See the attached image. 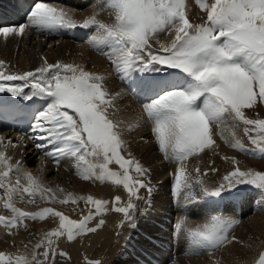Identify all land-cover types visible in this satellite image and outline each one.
I'll return each instance as SVG.
<instances>
[{"label":"snow or ice","instance_id":"6c2138e0","mask_svg":"<svg viewBox=\"0 0 264 264\" xmlns=\"http://www.w3.org/2000/svg\"><path fill=\"white\" fill-rule=\"evenodd\" d=\"M196 3L204 13L200 23L190 21L186 0H106L105 6L114 14L112 23H105L94 14L78 24L64 9L43 0H15L14 12L19 19L5 21L0 13V35H23L29 28L42 34L76 27L95 30L99 34L91 36L88 43L114 66L128 92L146 101L142 104L143 114L152 125L151 133L159 151L165 159L180 165L173 173L175 197L183 196L185 205L198 202V189L216 206L213 211H226L237 202L261 198L264 210V171L242 169L232 157L233 169L218 185L209 188L201 179L207 173L196 168L193 176L184 163L206 151L214 152L216 137L226 139L221 125L229 120L233 129L229 146L264 158V118L246 115V110L264 104V0ZM159 33H167L170 41L160 43ZM153 40L159 43L158 49L153 48ZM4 66L5 62L0 61V94H4L0 95V112L24 118L30 113L29 138L37 150L58 167L62 158H73L78 176L122 186L128 200L122 202L116 196L110 208L109 201L92 195L58 196L57 192L63 193V189L44 187L29 172L21 177V161L13 163V157L7 154L9 146L18 145L10 139L4 143L6 138L0 136V190L3 208L11 213L0 215V226L11 234L12 229L27 220L59 221L56 228L36 240L30 258L0 252V264H47L50 256L55 264V241L64 237L71 242L95 233L105 221L100 219L95 227L90 223L108 211L123 214L121 227L127 224L135 228V201L145 199L140 196L142 189L149 194L153 189L146 179L150 169L131 153L124 155V134L132 131L134 125L116 118L119 109L115 101L120 94L108 92L103 76L74 63H48L44 59L40 67L22 73L6 72ZM5 95L17 99L9 101L4 99ZM240 125L244 126L252 148H246L236 138L235 129ZM135 127H139V122ZM113 164L120 171H114L110 167ZM12 175L16 176L15 185L10 183ZM21 178L26 183L22 184ZM20 193L26 194L27 199ZM37 196L40 202H83L92 207L80 220H73L54 207L27 212L13 203H37ZM233 223L221 214L211 216L196 228H187L182 217L174 231H186L197 249L211 254L236 240L229 235ZM58 254L67 256L64 252ZM88 264L103 261L89 260ZM144 264L151 262L145 260ZM256 264H264V252L259 254Z\"/></svg>","mask_w":264,"mask_h":264},{"label":"bare ground","instance_id":"6f19581e","mask_svg":"<svg viewBox=\"0 0 264 264\" xmlns=\"http://www.w3.org/2000/svg\"><path fill=\"white\" fill-rule=\"evenodd\" d=\"M187 1L188 0H186V3H189ZM189 1H192V0H189ZM43 2H46L49 5L54 6V7L64 9L66 12H68V14L78 24L82 23L86 18H89L94 14L97 16V19H103V21L106 22L108 19L107 13H109L111 10L110 8H108L109 9V11H108L106 8H104L106 0H103V1L102 0H43ZM14 3L15 2L12 0H0V8L3 9V11H5L8 14L13 13L14 12V7H13ZM103 4H104V6H103ZM194 5H196V4H194ZM187 6H189V4H187ZM190 7H192V4ZM189 8H188V11H189ZM105 9L108 12H106ZM191 9L193 10V8H191ZM111 14H113V13L111 12ZM111 14H109V15L113 17V15H111ZM192 14H193V12H192ZM194 15L195 14H193V16ZM7 17H9V16H7ZM105 18H106V20H104ZM112 19H114V18H112ZM109 21L112 22L110 19H109ZM199 21L200 20H198L197 22H199ZM76 28H80V27H76ZM74 29H61V30H59L60 34H57L58 31L55 33H51V34H48V33L42 34V33L38 32L34 29L29 28V29L25 30L23 35H10L8 37H4V36L0 35V53L2 52V54H0V55H4V53L7 52V58L10 60L9 63H12L13 56H16V55L21 53V55H24L25 58L18 55V58L21 57L19 64H21L22 62L24 64V61H26L27 64L26 63L25 64H26V66L28 65V67H29L28 69L30 71H33L35 68L40 67L43 64L44 59H46L48 63H56L57 61L63 62L65 53L71 54V58H69V57H65V58H67L68 60H72L73 63H77V64L82 65L87 60L86 59V53L89 52V56L91 57L92 60L97 59V61H99L98 59H100L102 62V64L99 63V64H101V66H99V65L98 66L102 67L103 69L102 68H101L102 70L98 69L99 70L98 72L100 75L101 71L104 73L106 71V75L104 76V74H103L101 76L104 77L103 83H104L106 89L108 90V92L113 94V95H115L117 93L120 94L118 99L115 101L116 107L119 109V112L117 113L116 118L125 120V121L130 122L133 125H135L136 122H138V119L140 117L137 115V114H139V112H137L138 110L135 109L134 107H136L138 109L142 108V104L146 101H142L141 99H138L135 95L129 93L126 86H125V82H123L121 80V78L118 76V74L115 71L114 66L109 62L108 59H106L104 56H102L99 51L95 50L92 46H90V44L88 43V40L90 39V37L96 36L99 33H97L95 30H92V29L80 28L83 30V32L85 34H87V36L82 41H75L70 37V34ZM159 35H160V33L158 34V36ZM160 36H162V35H160ZM11 43H13V44H11ZM70 46H72V48H70ZM156 48L158 49L159 47H156ZM105 50H108V49L106 48ZM2 57H0V58H2ZM87 58H89V57L87 56ZM8 59H7V61H8ZM24 59H26V60H24ZM0 61H2V60H0ZM7 61H5V62L7 63ZM9 63H7V64H9ZM16 64H18V63H16ZM91 64H95V63L91 61ZM91 64H90V66H91ZM11 65H12L11 67L14 66L13 70H15L18 66V65L15 66L14 64H11ZM24 65H23V68H24ZM11 67L9 65L10 69H11ZM6 68L7 67H5V69ZM21 68H19V69H21ZM24 69H26V67ZM103 70H105V71H103ZM90 71H91V68H90ZM7 72H9V71H7ZM25 91H28V89H25ZM0 95H4V94H0ZM125 96L128 97L130 100L126 99ZM4 97L12 98L13 100L17 99V98L11 97L10 95H5ZM131 100H133V101H131ZM130 101H131V103H129ZM28 117L31 118L30 113H29ZM140 121L141 120L139 119V123H140ZM133 122H135V124ZM147 126H148V124H147ZM139 127H140L139 128L140 134L138 135L139 139L136 138L135 142H137V144L136 143L134 144V147H133L134 149L132 148V145L130 144L133 142V141L130 142V139H129L130 131H128L126 133V135L124 134V139H125L126 144H127L128 153L131 152V155L133 157H135V159L138 158L140 163L143 164L144 167H146L147 169H150L149 176L151 179V187L153 189V192L149 196V203L148 204L143 203L145 205V207L143 206L144 208H142V206H141L142 210L140 208V211L142 214L140 215L139 213H137V214H139L140 218L137 219L138 221L137 220L135 221L137 226L143 228L144 230L147 229L149 232L148 241L151 242V245L149 244L150 246L148 249L151 252H150V256L147 260L150 261L151 264H173V262H174V264H201V263H211V261L221 259L224 257L225 254H229L230 249H233V248L238 246V242H236V243L232 242L229 244L227 243V244L221 246L220 249L214 251L211 254H207L204 250L197 249L193 245H192V247H189V245H188V247H185V245H184L185 249H182V247L178 246V243H177L178 237L175 238L174 225L178 221L179 216L181 214L185 216L184 218L186 219V227L187 228H196L198 226L195 225V221L207 220V222H208L209 218L204 216V213H203L204 211L202 212V210H201V212H202L201 213V212L197 211L198 209L194 210L195 209L194 207H193L194 209L188 208L187 206H185L187 208H185V207L183 208V206L181 205V202H183V201H176L175 200L177 198H174L175 195L172 193V190H171L170 185H169V180H168V178L167 179L165 178V176H167V172L170 171V168H171L170 165L171 164L168 163L169 165L167 166V164L165 165L164 163L163 164L161 163V161H160L161 160V158H160L161 153L158 149V146H157V144L153 145L151 143L152 140H150V138H152V133L149 130L150 128L145 127L144 125L142 127L139 125ZM222 128L224 129V127H222ZM139 130H137V131H139ZM26 133L25 134H19L16 131H0V136H4L6 138L4 143H7V140L10 139L15 144L18 145L16 148L9 146L7 149V154L13 157V161H12L13 163L16 160L21 161V164H22L21 177L23 176L24 172H29L33 176H35L38 179V181L44 187H50V188H54V189H63L64 190L63 193L57 192L58 196H63L66 193H71L72 189H76L79 184H82V185L85 184V188L83 190L77 189L75 192H72L76 196L92 195V196L96 197L99 194V192L104 193V191H109V192H111V194L115 195V192L118 189H121L120 187H118L117 185L113 184L110 181H106L104 183H101L99 181L82 179L80 176L77 175V169L75 167L74 160L71 157L62 158L60 161V165L58 167L56 165V163H54L51 158H49L46 155H43L39 150H37L35 148V142L29 138V136L32 134L31 129H29ZM224 136L227 139V137L230 136V134L228 132L224 131ZM131 138H134V137L131 136ZM228 139H229V137H228ZM229 140H232V139H229ZM154 143H156V142H154ZM219 143H221V142H219ZM130 146H131V148H130ZM226 146H228V144ZM221 147H223V146L221 145ZM140 155L143 158H140ZM161 156H162V154H161ZM162 158H164V157H162ZM88 159L90 161L94 160V158H92V157H88ZM194 160H195V158L192 160V162L185 163L187 165L188 171H190L193 168V165L196 163V161H194ZM199 160H200V158H199ZM162 161H164V160L162 159ZM173 164L175 165L176 163H173ZM178 165L179 164H177L176 166H178ZM114 166H115V164L111 165L110 167L113 169ZM173 168L176 169L174 166H173ZM169 174H171V173L169 172ZM170 179H171V177H170ZM172 179H173V177H172ZM10 183L12 185H15V183H16V176L15 175H12L10 177ZM21 183L22 184L26 183L23 180V178H21ZM118 191H119L118 194L121 195L122 199H124V201L122 199L121 200L123 202H126L128 200L127 192L122 193L120 190H118ZM123 192H124V190H123ZM20 194H23V193H20ZM140 194H141V192H140ZM23 195H25V197H26V194H23ZM107 195H108V192H107ZM100 196H102V195H100ZM102 197H104V196H102ZM142 197H143V194H142ZM146 198L148 199V197H146ZM182 198L183 197H181L180 199H182ZM26 199H27V197H26ZM36 199L38 201L37 203H25V202H21L19 200H14L13 203L15 204L16 207L22 209L23 211H27V212H36V211H38L44 207H54L57 210L64 212L69 217L79 216V214H80L79 213V206L81 205L80 203H79V205H73L71 203H69V204H58V203L53 204V203H47V202H40L39 196H37ZM145 200H143V201H145ZM138 201L139 200H137L136 202H138ZM140 201H142V200H140ZM3 203H4L3 190H0V215L10 216L11 213L3 208ZM191 205H193V204H190V207H191ZM197 207H198V205H197ZM209 208H211V206L208 207V209ZM90 209H91V207H90ZM243 210H244V208H243ZM248 211H250L251 214L246 215L245 213H247ZM87 212L88 211H85L84 213H82L83 215L82 214L81 215L82 216L87 215L88 214ZM108 213L101 216V218H103V219L106 218V219H105V223L103 224V226L100 227V230L98 232L99 234L97 233L99 236L101 235L102 230L106 231V228H107L106 226L109 224H107L106 226H105V224L107 223V221H109V219L112 220L111 224L112 223L116 224L117 222L120 221L118 215L116 216L113 213V215H112L113 217L111 219V218H109L111 215H109ZM211 213L216 214V215H221V214L224 215L225 214V216L226 215H228V216H234L235 215V214L230 215V213H232V209L230 207H227V210L223 211L222 213H219L218 210L213 211V209H212ZM245 213L243 214L245 216H243L241 219V224H238L239 226L236 227V229L234 230L235 233H233L234 231L232 230L233 231L232 233L235 234L236 237H239L240 233L241 234H243V233L247 234L248 229H262L264 226V214H262L260 209H258L257 207H254V204H253V206L247 207L245 209ZM110 214H111V211H110ZM151 215H157L160 218L159 220H156V223L154 225L155 227L152 226L153 228H151L149 226V224L147 223V219ZM241 215H242V212H241ZM137 217H138V215L136 216V218ZM101 218L96 217V219H99V220ZM228 218H230V217H228ZM148 220H150V219H148ZM204 221H203V223L199 222V224H204L205 223ZM172 222L174 223L173 226L171 225ZM58 223H59L58 219H52V218H48L44 221L27 220L24 222V225H26V227L24 225H21L18 228H14L11 230V234H9V232L7 231L8 229H5V227L0 226V252H2L1 246L3 244H6L9 248H12L11 252H13V254L15 256L16 255H24V252H25L24 249L27 246H29V245L31 246V244H33V242L36 240L35 238L37 237V235L39 234V232L41 230H43L45 227H48V226H49L48 228H54V227L56 228L58 226ZM121 223H122V220H121ZM119 224H120V222H119ZM153 224H154V222H153ZM112 229H113V227H112ZM120 229H121V227H120ZM123 229L126 232V235L123 232L124 235L126 236V238H128L127 232H128V234H130L131 232L129 233V231H131V229L133 231V228L126 225V227ZM116 230H117V228H116ZM134 230L136 232L139 229L137 227H135ZM121 232H120V234H121ZM135 232H133V234ZM142 232H143V230H142ZM106 233H108V231H106ZM232 233H229V235ZM113 234L116 235L115 232ZM136 234H137V232H136ZM177 235H179V234L176 233V236ZM89 237H91V236H89ZM108 237L110 238V235ZM231 237H234V235ZM111 238H112V235H111ZM117 239L115 241V244L113 243V241H112V243L108 242V244H107V246L110 247L108 250L107 256H108V259H110V261L112 262V264H144L145 260H143L140 255H135L133 257L130 256V254H131L130 248L136 247L139 243H133L131 241H128V243L125 244V243L120 242L121 239H119L117 242ZM124 239H125V237H124ZM21 240H24L23 241L24 243L21 244L20 243ZM83 240L86 241V239H83ZM110 240H112V239H110ZM134 240L135 239H133V241ZM85 241H83V243ZM125 241H122V242H125ZM189 242H187V244H189ZM27 243H29V244H27ZM119 243H121V244H119ZM182 243H186V241L183 242V240H182ZM72 244L74 245L75 249H76V247L77 248L79 247L80 250L82 249V247L86 248L87 250H90V248H91V241H88V243H86V244L85 243L80 244L78 241L73 242ZM110 244H111V246H110ZM93 245L94 244H92V246ZM118 245H119V247H118V250L116 253L115 249H116V246H118ZM107 246H105V247H107ZM105 247L104 246L101 247V249H103L102 253H104V251L106 249ZM73 249L71 248L70 250L73 251ZM3 252H5V250ZM11 252H9V253H11ZM98 252H99V250H98ZM147 252H148V250H147ZM79 253H78V251L77 252L75 251L73 255L77 256ZM102 253H101V255H102ZM104 258L107 259L106 257H104Z\"/></svg>","mask_w":264,"mask_h":264},{"label":"rangeland","instance_id":"374dc122","mask_svg":"<svg viewBox=\"0 0 264 264\" xmlns=\"http://www.w3.org/2000/svg\"><path fill=\"white\" fill-rule=\"evenodd\" d=\"M103 1V0H102ZM187 2H189V3H186V4H189V6H187L188 8L191 6V4H192V7H190L189 8V18H190V21L191 22H196V23H200V21H201V17H204V13L199 9V7H198V5H197V3H196V0H192V1H187ZM193 2V3H192ZM104 3V2H103ZM106 4V3H105ZM194 4H196V5H194ZM103 6H104V4H103ZM104 8H106L108 11H109V9L105 6ZM191 8H193V10L191 9ZM105 9V10H106ZM195 9V10H194ZM106 10V12H108ZM192 10V11H191ZM191 11V12H190ZM202 13H201V12ZM104 12V11H103ZM111 10H110V12L109 13H107L108 15V19H107V23H109L110 21H109V19L113 22V20L114 19H112V18H114V14H111ZM192 12H193V14H195L194 16H193V14H192ZM195 12V13H194ZM109 14H111V15H113V17L112 16H110ZM202 14V15H201ZM112 17V18H111ZM193 17V18H192ZM197 17V18H196ZM192 18V19H191ZM206 18V17H205ZM200 20L199 22H197L198 20ZM99 20H101V21H103V19H99ZM104 20H106V18L104 19ZM194 20V21H193ZM104 22V21H103ZM105 22V23H106ZM112 22H110V23H112ZM202 22V21H201ZM164 34V35H163ZM167 33H160V35H162V36H158L159 38H158V40L160 41V43H168L169 41H170V37L168 36V34L166 35ZM164 39V40H163ZM14 43V42H13ZM13 43H11V44H13ZM152 44H153V48H156V47H159V43H157V41H155V40H153L152 41ZM70 48H72V46H70ZM157 49V48H156ZM0 54H2V52L0 53ZM19 56H21V57H24L25 58V56L24 55H21V53L20 54H18ZM18 55H16V56H13V61H12V63H9L10 62V60L7 58V52H5L4 53V55H0V57H2V58H0V60H2V61H7V59H8V61H7V63H9V64H7L6 62H5V67H7L6 69H5V67H4V71H9V72H17V73H21V72H25V71H30L28 68V65L26 66V61H24V64H23V62L21 63V64H19V62H20V60H21V57H19L18 58ZM6 56V57H5ZM87 56L89 57V58H87ZM65 57H69V58H71V54L69 53V54H67V53H65L64 54V59H63V62L65 63H73V61L72 60H68L67 58H65ZM15 58V59H14ZM23 59V58H22ZM86 61L82 64V66L84 67V69H86L87 71H89V72H93V73H95L96 72V74H99V70L98 69H101L102 67H99V66H101V64H102V62H101V60L100 59H98L99 61H97V59L96 60H92L91 59V57L89 56V52H87L86 53ZM17 60V61H16ZM24 60H26V59H24ZM15 61V62H14ZM23 61V60H22ZM91 61L92 62H94L95 64H91ZM16 63H18V64H16ZM88 63V64H87ZM99 63H101V64H99ZM11 64H16V65H18L17 66V68L15 69V70H13V68H14V66L13 67H11L12 65ZM24 65V68L26 67V69H24L23 68V65ZM74 64H77V63H74ZM90 64H91V66H90ZM9 65H10V67H11V69L9 68ZM15 65V66H16ZM22 65V66H21ZM78 65H81V64H78ZM99 65V66H98ZM20 66V67H19ZM88 66V67H87ZM23 69H22V68ZM95 67V68H94ZM19 68H21V69H19ZM88 68V69H87ZM90 68H91V71H90ZM103 69V68H102ZM101 69V70H102ZM19 70V71H18ZM100 70V71H101ZM103 71H105V70H103ZM98 72V73H97ZM104 74V76L106 75V71H105V73L104 72H102L101 71V74L100 75H103ZM124 94V93H123ZM125 95V94H124ZM131 96V95H130ZM126 97V96H125ZM126 99H128V100H130L128 97H126ZM127 100V101H128ZM131 101H133V100H131ZM131 101L129 102V103H131ZM134 103V102H133ZM135 109H137L138 111L137 112H139V114H137L139 117V119L141 120L140 121V123H139V125L142 127L143 125L145 126V127H148V128H150L149 130L151 131V126L152 125H150L151 123L147 120V118H146V116L143 114V107L142 108H136V107H134ZM246 115L249 117V118H264V104H261V105H259V106H257V107H255L254 109H251V110H246ZM139 119H138V122H139ZM144 122H143V121ZM229 122V123H228ZM134 124H135V122H133ZM137 123V122H136ZM143 123V124H142ZM146 123V124H145ZM147 124H148V126H147ZM230 124H231V121L229 120V121H227V122H225L224 124H222L221 125V128L222 127H224V131L225 132H228L229 134H230V136H228L229 137V139H232V132H233V129L230 127ZM243 125H240L239 127H237L236 129H235V136H236V138H239L241 141H242V143L244 144V146L246 147V148H252L253 146L250 144V142H249V139H248V137L247 136H245V134H244V132H243ZM139 128L140 127H135V125H134V127H133V130L132 131H130V135H129V139H130V142H132V143H130L131 145H132V148L134 147V144L136 143L137 144V142H135L136 141V138H138L139 139V137H138V135L140 134L139 132H140V130H139ZM139 130V131H137V130ZM217 131H219V129H217ZM127 133V132H126ZM126 133H125V135H126ZM137 133V134H136ZM137 135V136H136ZM131 136L132 137H134V138H131ZM228 137H227V139H221L220 138V136L218 135L217 137H216V140H217V147H216V149H215V151L213 152V151H206L205 153H202V154H200V155H198V156H196V157H190L187 161H185L184 163H187V162H192V160L195 158V160L194 161H196V165L194 164L193 165V168L189 171V172H191L192 174H193V176H195V169L196 168H199L200 169V171L203 173V172H206L207 173V175H203V176H201V179L202 180H204V182H205V184H206V186H208L209 188H213V187H215L216 185H218L220 182H221V180H222V177L224 176V175H226L229 171H231L232 169H233V167H234V163H233V160L231 159L232 157H235V159L237 160V161H239V164H240V167L242 168V169H252V170H258V171H264V158H261L260 157V155L259 154H257L256 156H253V155H250V154H247V153H244V152H240L239 150H234V149H232L230 146H229V142L228 141H231V140H229L228 139ZM153 138V139H152ZM152 138H150V140H152L151 141V143L154 145H156V143H154L155 141H154V136L152 135ZM128 139V140H129ZM134 139V140H133ZM219 142H221V143H219ZM224 143V144H223ZM228 144V146H226L227 144ZM221 145L223 146V147H221ZM226 147V148H225ZM130 148H131V146H130ZM134 149V148H133ZM127 150V151H126ZM126 150H125V152H124V155L125 156H127L126 154H128V149L126 148ZM234 150V151H233ZM230 152V153H229ZM129 153H131V152H129ZM161 153V152H160ZM210 153V154H209ZM162 154V153H161ZM161 154H160V158H161V163L163 164H167V166L169 165V164H171L170 165V167L172 168H170V171H168L167 172V176H165V178L167 179L168 178V180H169V185H170V188H171V190H172V186H173V179H172V177H173V173L176 171V169H178L179 167L178 166H176L178 163L177 162H175L174 160H169V159H165V158H162V157H164L163 156V154H162V156H161ZM209 156V157H208ZM228 158V159H225V158ZM135 158V157H134ZM140 158H143L141 155H140ZM197 158V159H196ZM199 158H200V160H199ZM162 159L164 160V161H162ZM136 160H138L139 161V159L138 158H136ZM201 161V162H200ZM140 162V161H139ZM171 162V163H170ZM169 163V164H168ZM173 163H176L175 165L173 164ZM143 165V164H142ZM176 168V169H174L173 168V166ZM178 167V168H177ZM146 168V167H145ZM116 169V170H115ZM212 169H217V171H212ZM113 170L114 171H120V169H119V167L117 166V165H115L114 166V168H113ZM172 170V171H171ZM169 172L171 173V174H169ZM149 176V175H148ZM146 177V179L150 182V186H151V179H150V176L149 177ZM170 177H171V179H170ZM84 184V183H83ZM118 187H120L121 189H118V190H120L122 193H126V191H125V189L122 187V186H118ZM85 188V184L84 185H82V184H79L78 185V187L76 188V189H72V191H71V193L72 192H75L77 189H84ZM123 188V189H122ZM81 190V191H82ZM108 190V189H107ZM117 190V191H118ZM123 190H124V192H123ZM115 192V195H113V194H111V192H109V191H104V193H101V192H99V194L96 196L98 199H104V200H106V201H109V207L111 208L112 207V201L114 200V198H115V196H120L121 197V195H119L118 193H119V191L118 192ZM199 190L197 189L196 190V195H197V201L198 202H193V203H190V204H193V205H191V207H190V204L189 205H185V203H184V200H183V198L182 199H180L181 197H183V196H181L179 199H175L176 201H183V202H181V205L183 206V208L185 207V206H187L188 208H191V209H194V210H197V211H199V212H201V210H202V212L204 213V216H206L207 218H210L211 217V215L213 216V215H216V214H212L211 213V210L214 208V207H216L215 205H213V202L211 201V199L210 198H206V197H203L199 192H198ZM106 192V193H105ZM107 192H108V195H107ZM141 192V194H140V196H142V194H143V197L148 201H146L145 199H142V201L143 200H145V201H138V202H136L135 201V203L137 204V209H138V211L136 212V214L137 213H139L140 215L142 214L141 213V211H140V208H141V206H142V208H144L145 207V205L144 204H148L149 203V196H150V194L149 193H147L145 190H141L140 191ZM146 192V193H145ZM147 195H145V194ZM173 193V192H172ZM104 194V195H103ZM100 195H102V196H104V197H102V196H100ZM112 195V196H111ZM99 196V197H98ZM111 196V197H110ZM114 196V197H113ZM174 196V195H173ZM95 197V198H96ZM102 197V198H101ZM107 197V198H106ZM146 197H148V199L146 198ZM174 198H176L175 196H174ZM122 199V198H121ZM123 201H124V199H122ZM122 201V202H123ZM142 202V203H141ZM141 203V204H140ZM144 203V204H143ZM180 203V202H179ZM197 203V204H196ZM250 203V204H249ZM252 203V204H251ZM80 206H79V216H71L70 218L71 219H74V220H80L81 218H82V213H84L85 211H88L87 213H89V210H90V207H92L91 205H86V204H84L83 202H80ZM140 204V205H139ZM253 204H254V207H257L258 209H260L261 210V208H262V205H261V198H257V199H255V200H252V201H243V202H237V203H235V204H232V205H229L228 207H230L231 209H232V213H230V215H234V216H228V215H226L225 216V214L223 215V217L224 218H227V219H229V220H232V221H235V224L233 223V225H232V227H231V229L229 230V233H232L235 229H236V227H238L239 225L238 224H241V219H242V217L243 216H245V215H243L244 213H245V209L247 208V207H249V206H253ZM197 205H198V207H197ZM205 207H204V206ZM140 206V207H139ZM144 206V207H143ZM196 206V207H195ZM211 206V208H209L208 209V207H210ZM187 207H185V208H187ZM194 207V208H193ZM89 208V209H88ZM142 208H141V210H142ZM205 208V209H204ZM236 208V209H235ZM243 208H244V210H243ZM218 211H219V213H222L223 211H222V209L220 210V209H218ZM222 211V212H221ZM244 211V212H243ZM109 212V213H108ZM108 212H106L105 214H109V215H111L109 218H111L112 219V215H113V213L117 216H119V222H120V224H119V222H117L116 224L115 223H112L111 224V221L112 220H110L109 219V221H107V223L105 224V226L107 225V224H109V225H107L106 227V231H108V233H106V231L105 230H102V233H101V235L99 236L98 234V232H99V230H100V228H98V230L95 232V233H88V234H86V235H83V236H80V237H77L74 241H71L72 243L73 242H79L80 244H86V243H88V241H91V248H90V250H87L86 248H83L82 247V249L80 250V248L78 247H76V249H75V247H74V245L71 243V242H69V241H67V239L66 238H63L62 237V239L60 238V240H57V241H55V243H54V245H53V248L56 250V252H57V254L55 255V257H54V261H55V264H88V261L89 260H102L103 261V264H112V262L110 261V259H108V250H109V248L110 247H108L107 246V244H108V242L110 243H112V241H113V243L115 244V241H116V239H117V242H118V240L119 239H121V243H128V241H131V242H133V243H139L136 247H134V248H130L131 249V254H130V256H135V255H140L141 256V258L143 259V260H147L148 258H149V256H150V250L148 249L149 248V246L151 245V242L150 241H148V235H149V232H148V230L147 229H143V228H141V227H139V226H136L139 230H137L136 232H137V234H136V232H135V230H134V228H133V231H132V229H131V231H129V233L130 234H128V232H127V235H128V238H126V232H125V230L123 229V228H125L126 227V225L127 224H124L125 226L124 227H121V220L123 221V214H121V213H116V212H114V211H111V214H110V211H108ZM201 212V213H202ZM207 212V213H206ZM241 212H242V215H241ZM261 212H262V214H264V210H261ZM238 213V214H237ZM82 214V215H81ZM86 214V213H85ZM121 214V215H120ZM135 214V216H137L138 215V217L136 218V220L137 219H139L140 217H139V214H137L136 215ZM246 215H248V214H251V212L250 211H248L247 213H245ZM104 215V214H103ZM103 215H98V216H96L97 218L99 217V218H101V216H103ZM182 215V214H181ZM179 216V219H178V221L183 217H185L184 215H182V216ZM210 215V216H209ZM237 215V216H236ZM209 216V217H208ZM216 216H219V215H216ZM74 217V218H73ZM81 217V218H80ZM228 217H230V218H228ZM122 218V219H121ZM154 218V219H153ZM205 218V217H204ZM238 218V219H237ZM101 219H103V218H101ZM105 219L106 218H104L103 220L105 221ZM148 219H150V220H148ZM147 219V223L149 224V226L151 227V228H153V227H155L154 225H155V223H156V220H159L160 218L157 216V215H151L149 218ZM206 219V218H205ZM135 220V221H136ZM98 221H99V219H96L95 218V220L94 221H92L91 223H90V226H92L93 225V227H95L96 226V224L98 223ZM138 221V220H137ZM204 221V220H203ZM203 221L201 220V221H195V225L196 226H200V225H203V224H199V222L201 223H203ZM208 221H209V219H208ZM152 222V223H151ZM153 222H154V224H153ZM204 222H207V220H205ZM240 222V223H239ZM136 223V222H135ZM151 224V225H150ZM173 222H172V226H173ZM95 225V226H94ZM120 225V226H119ZM103 226V225H102ZM104 226V227H105ZM109 226V227H108ZM117 226V227H116ZM153 226V227H152ZM49 227V226H48ZM48 227H45L43 230H41L40 232H39V234L37 235V237L35 238L36 240L39 238V236H42L45 232H47V231H49V230H51V229H54V228H48ZM103 227V228H104ZM112 227H113V229H112ZM120 227H121V229L123 230H121L120 229ZM48 228V229H47ZM116 228H117V230H116ZM119 228V229H118ZM132 228V227H131ZM147 228V227H146ZM233 228V229H232ZM6 229V228H5ZM115 229V230H114ZM122 232H121V231ZM142 230H143V232H142ZM233 230V231H232ZM8 232H9V230H7ZM43 231V232H42ZM148 233H147V232ZM231 231V232H230ZM110 232V233H109ZM115 232V234L116 235H114L113 233ZM120 232H121V234H120ZM125 233V235H124V233ZM133 232H135L134 234H133ZM98 233V234H97ZM233 233H235V231L233 232ZM232 233V234H233ZM41 234V235H40ZM107 234V235H106ZM177 234H179V235H177L176 236V232H175V238H177L178 240H177V243H178V246L179 247H182V249H185L184 248V245H185V247H188V245H189V247H192V245L193 244H191L192 242H191V240L188 238V236H187V232L186 231H183V232H180V233H177ZM183 234V235H182ZM230 234V237L231 236H233L234 235V237L236 238V240L235 241H233V242H237V241H239L238 242V246L237 247H235V248H233V249H230V251H229V254H225L224 255V257L223 258H221V259H217V260H214V261H211V263H201V264H256V261L258 260V258H259V254L261 253V252H264V226H263V228L262 229H248V235L246 234V233H243V234H239V237H236L235 236V234ZM103 235V236H102ZM110 235V238L108 237ZM111 235H112V238H111ZM119 235V236H118ZM137 235V236H136ZM89 236H91V237H89ZM122 236V237H121ZM135 236V237H134ZM103 237V238H102ZM107 237V238H106ZM114 237V238H113ZM124 237H125V239H124ZM116 238V239H115ZM182 238V239H181ZM64 239V240H63ZM83 239H86V241L85 240H83ZM109 239V240H108ZM110 239H112V240H110ZM123 239V240H122ZM133 239H135L134 241H133ZM36 240L33 242V244H31V246L29 245V246H27L25 249H24V256H28L29 258L31 257L30 255H31V253H32V251H33V245L35 244V242H36ZM126 240V241H125ZM182 240H183V242H185L186 241V243H182ZM24 240H21L20 241V243L22 244V243H24L23 242ZM63 241V242H62ZM65 241V242H64ZM83 241H85L84 243H83ZM122 241H125V242H122ZM148 241V242H147ZM191 243H190V242ZM61 242V243H60ZM99 242V243H98ZM106 242V243H105ZM150 242V243H149ZM187 242H189V244H187ZM63 243V244H62ZM71 243V244H70ZM121 243H119V244H121ZM143 243V244H142ZM27 244H29V243H27ZM92 244H94L93 246H92ZM150 244V245H149ZM227 244V243H226ZM229 244V243H228ZM72 245V246H71ZM105 247V246H107V247H105L106 249H105V251H104V253H102L103 251V249H101V247ZM110 246H111V244H110ZM141 246V247H140ZM194 246V245H193ZM7 247V248H6ZM73 249V251L72 250H70L71 248ZM118 247H119V245L118 246H116V249H115V251H116V253H117V250H118ZM139 249H138V248ZM143 247V248H142ZM137 248V249H136ZM95 249V250H94ZM99 250V252H98V250ZM218 249H220V247L218 248ZM218 249H216V250H218ZM5 250V253H9V252H11L12 251V248H9L6 244H3L2 246H1V251L3 252ZM97 250V251H96ZM147 250H148V252H147ZM216 250H214V251H216ZM42 251V250H41ZM77 252L78 251V255L77 256H75V255H73L74 254V252ZM95 251V252H94ZM214 251H212L211 253H213ZM60 252H64V253H67V256H62V255H59L58 253H60ZM72 252V253H71ZM98 252V253H97ZM102 253V255H101V253ZM139 254H138V253ZM146 253V254H145ZM207 253V252H206ZM9 254H12L13 256H15L14 254H13V252H11V253H9ZM208 254V253H207ZM148 255V256H147ZM104 257H106L107 259H105ZM52 257L50 256L49 257V259H48V261H47V264H52Z\"/></svg>","mask_w":264,"mask_h":264}]
</instances>
